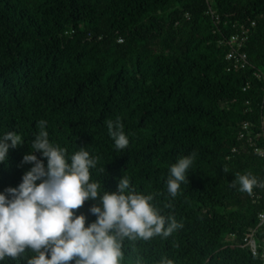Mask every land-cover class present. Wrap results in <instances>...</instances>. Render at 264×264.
Returning <instances> with one entry per match:
<instances>
[{
    "label": "trees",
    "instance_id": "trees-1",
    "mask_svg": "<svg viewBox=\"0 0 264 264\" xmlns=\"http://www.w3.org/2000/svg\"><path fill=\"white\" fill-rule=\"evenodd\" d=\"M243 31L249 64L230 70V39ZM117 118L123 151L105 123ZM263 118L264 0H0V135L24 139L0 164V192L30 169L21 161L46 120L52 143L98 158L91 171L105 191L127 175L183 223L168 238L126 240L124 264H264V187L233 184L247 173L264 182V159L239 138L248 122L264 148ZM193 153L173 198L169 169ZM94 204L73 210L86 226ZM252 231L257 255L244 243Z\"/></svg>",
    "mask_w": 264,
    "mask_h": 264
},
{
    "label": "clouds",
    "instance_id": "clouds-1",
    "mask_svg": "<svg viewBox=\"0 0 264 264\" xmlns=\"http://www.w3.org/2000/svg\"><path fill=\"white\" fill-rule=\"evenodd\" d=\"M105 123L115 148L127 149L130 139L119 118ZM46 126V120L37 123L31 151L21 161L31 165L21 183L0 192V264L8 258L19 264H124L126 240L168 238L183 228L174 215L162 214L152 194L137 191L127 175L116 191H105L91 171L98 158L85 147L69 154L50 141ZM23 144L16 131L0 135V164L8 159L10 149ZM194 159L195 153L183 156L170 167L166 189L171 197L189 182ZM233 184L250 195L254 187H264L251 173L237 175ZM86 201H96L89 209L96 220L87 226L88 217L73 211ZM260 218L264 220V213ZM135 264H144L143 258L137 257ZM158 264L174 261L162 257Z\"/></svg>",
    "mask_w": 264,
    "mask_h": 264
},
{
    "label": "built area",
    "instance_id": "built-area-1",
    "mask_svg": "<svg viewBox=\"0 0 264 264\" xmlns=\"http://www.w3.org/2000/svg\"><path fill=\"white\" fill-rule=\"evenodd\" d=\"M208 14L211 15L213 18H216V20H219V17H215L213 9L209 8ZM253 26H255V23L253 22ZM247 31H243L241 36L235 35L232 36L230 39V44L232 47L231 52L228 54V60L231 63V68L230 70L234 69H240V68H245L249 64L248 60V55L247 53L243 52V47L248 39ZM122 42V40H121ZM262 130H264V118L262 119ZM259 132V130L253 131L251 128V124L248 122H245L242 125L241 131L239 133V138L240 140L247 139L249 142L252 143V146L254 147L255 153L264 159V148L260 146H256L254 144V139H253V134ZM257 138L261 137V134L259 133ZM261 219V218H260ZM261 223H264V220L261 219ZM244 243L246 246H248L252 253L254 255H257V244L254 239V232L252 231L250 234H248L245 239Z\"/></svg>",
    "mask_w": 264,
    "mask_h": 264
}]
</instances>
